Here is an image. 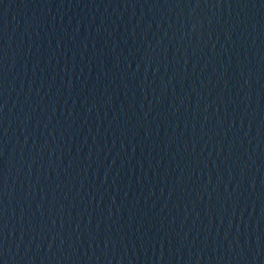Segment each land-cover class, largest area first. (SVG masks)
I'll list each match as a JSON object with an SVG mask.
<instances>
[{"label": "water", "instance_id": "water-1", "mask_svg": "<svg viewBox=\"0 0 264 264\" xmlns=\"http://www.w3.org/2000/svg\"><path fill=\"white\" fill-rule=\"evenodd\" d=\"M0 264H264V0H0Z\"/></svg>", "mask_w": 264, "mask_h": 264}]
</instances>
